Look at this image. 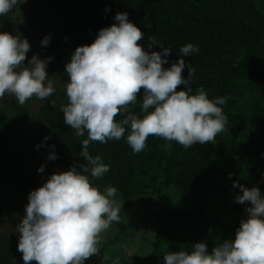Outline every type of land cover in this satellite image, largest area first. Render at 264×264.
I'll return each mask as SVG.
<instances>
[{"label":"trees","instance_id":"1","mask_svg":"<svg viewBox=\"0 0 264 264\" xmlns=\"http://www.w3.org/2000/svg\"><path fill=\"white\" fill-rule=\"evenodd\" d=\"M47 11L69 24V33L57 39L62 64L53 66L55 78L63 84L69 80L65 65L75 48L91 44L101 28L117 23V12H127L128 19L144 33L138 43L145 51H161L157 45L149 47L150 37L171 48L164 67L176 62L182 46L191 43L199 48L198 54L184 57L182 75L187 78L188 68L195 70L193 93L202 87L210 99L229 98L221 106L228 122L214 144L197 143L186 149L150 135L147 147L136 153L126 142L127 132L120 140L92 141L90 155H99L110 171L102 178H89L98 188L115 187V199L124 202V212L144 197L160 200L158 211L149 216L158 225L152 254L129 256L143 264H164L165 254L191 251L196 242H206L211 251L227 240L240 226L244 204L234 225L222 227L208 210L210 198L221 194L234 199L240 191L233 188L234 181L252 188L264 176V0H48ZM183 88L180 85L177 91ZM142 94L143 89L137 103L129 106L141 116ZM34 101L39 104L38 122L45 137H50L40 149L24 134L23 124L34 112L19 107L11 115L0 109V188L7 184L28 194L39 188L41 151H52L51 145H55L57 159L51 160L49 176L74 164H87L79 155L87 133L76 136L64 122L65 90L56 89L45 100ZM125 115L120 113L115 119ZM19 139L27 141L29 152L17 146ZM30 161L36 164L35 176L26 175ZM260 190L264 193V185ZM16 257L11 235L0 234V264H14Z\"/></svg>","mask_w":264,"mask_h":264},{"label":"clouds","instance_id":"2","mask_svg":"<svg viewBox=\"0 0 264 264\" xmlns=\"http://www.w3.org/2000/svg\"><path fill=\"white\" fill-rule=\"evenodd\" d=\"M25 2L0 0V17ZM114 20L117 23L101 28L91 44L76 47L65 65L68 103L61 111L76 136L87 133L79 153L87 164L54 172L29 192L24 215L15 227L17 251L24 264H85L99 254L101 234L120 221L117 189L109 185L101 191L89 178L99 179L110 171L99 155H90V142L120 140L127 132L126 142L136 153L147 147L150 135L187 149L197 143H213L228 122L221 107L227 103V95L210 99L202 87L193 93L195 70L188 68L187 78L182 75L184 57L198 54L197 46H182L176 62L164 67L169 63L170 47L150 37L149 47L157 45L161 51H145L138 43L144 33L128 19L127 12H117ZM50 39L45 35L41 45L47 47ZM30 49L26 38L0 32V97L10 94L20 105L32 97L45 100L56 90L46 71L52 57L41 59L34 54L28 59ZM180 85L184 88L177 91ZM141 89L142 116L129 109L137 103ZM120 113L126 115L117 121ZM48 139L44 137L36 147L44 146ZM49 147L52 151L47 159H57L55 145ZM44 170L43 164L37 169L39 173ZM237 187L240 191L234 201H247L250 206L234 239L222 241L210 253L206 242H196L191 251L165 254L164 264H264V193L234 181L233 188Z\"/></svg>","mask_w":264,"mask_h":264},{"label":"rangeland","instance_id":"3","mask_svg":"<svg viewBox=\"0 0 264 264\" xmlns=\"http://www.w3.org/2000/svg\"><path fill=\"white\" fill-rule=\"evenodd\" d=\"M47 4L48 0H26L24 4L15 7L6 16L0 17V32H8L12 35L26 38L31 45V49L27 53L28 59L34 54H37L41 59L52 57L46 69L49 79L53 82L55 89L65 90V84L55 78L53 66L56 62L62 64V58L58 52L60 43L57 39L69 33V24L62 17L49 14ZM45 35L51 36L47 47L41 45V40ZM25 64H27V59ZM35 98L32 97L23 105H20L14 96L5 94L0 97V109L11 115H14L19 107L29 108L34 112L23 125L25 136L28 140L34 142L36 146L44 141L45 132L36 117V114H39V104L34 101ZM17 146L29 152L27 141L19 139ZM41 153L45 173H42L36 181L39 187L48 179L51 169V160L47 159L49 151L45 149ZM35 170V162L30 161L26 169V175L35 176ZM99 189L101 191L104 190ZM209 202L208 210L211 216L222 227L234 225L235 218L239 214L242 204L236 203L234 199L221 194L211 197ZM27 203L28 193L9 188L7 184L0 188V209L4 215L13 217L15 221L20 222ZM117 204L120 207V221L113 222L111 227L101 234L99 254L91 256L85 261V264H143L140 260L132 259L129 256L149 257L152 254L158 225L150 221L149 216L158 211L160 200L157 197H144L142 202L135 201L133 206L126 212H124L123 201H117ZM119 223L128 225L127 230H122L118 226ZM15 227L14 224L2 221L0 223V234L9 233L17 246L19 233L15 231ZM120 231L124 234H119ZM235 232L236 230L228 239H234ZM14 264L18 263L14 262Z\"/></svg>","mask_w":264,"mask_h":264},{"label":"flooded vegetation","instance_id":"4","mask_svg":"<svg viewBox=\"0 0 264 264\" xmlns=\"http://www.w3.org/2000/svg\"><path fill=\"white\" fill-rule=\"evenodd\" d=\"M2 221L5 222V223L14 224L15 226L19 223L18 221H15L13 219V217H10V216H8L6 214L4 215V213H3ZM14 262L15 263H18V264H24V262L22 260V253H20L19 251H17V257H16V259H15ZM30 264H36V261L30 262Z\"/></svg>","mask_w":264,"mask_h":264},{"label":"water","instance_id":"5","mask_svg":"<svg viewBox=\"0 0 264 264\" xmlns=\"http://www.w3.org/2000/svg\"><path fill=\"white\" fill-rule=\"evenodd\" d=\"M264 185V176L253 186V187H257V188H261ZM250 206V202H245L243 205V211H242V215H243V219H247L248 218V214L246 209ZM2 217H3V213L0 209V223L2 222Z\"/></svg>","mask_w":264,"mask_h":264}]
</instances>
